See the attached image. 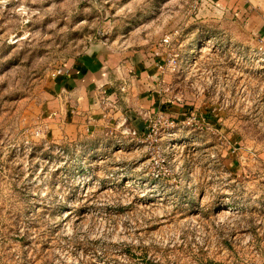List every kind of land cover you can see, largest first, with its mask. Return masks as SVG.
Listing matches in <instances>:
<instances>
[{"label": "rangeland", "instance_id": "obj_1", "mask_svg": "<svg viewBox=\"0 0 264 264\" xmlns=\"http://www.w3.org/2000/svg\"><path fill=\"white\" fill-rule=\"evenodd\" d=\"M196 1L0 0V264H264V180L227 168L264 155V72ZM101 41L164 64L157 142L43 124L52 75Z\"/></svg>", "mask_w": 264, "mask_h": 264}, {"label": "crops", "instance_id": "obj_2", "mask_svg": "<svg viewBox=\"0 0 264 264\" xmlns=\"http://www.w3.org/2000/svg\"><path fill=\"white\" fill-rule=\"evenodd\" d=\"M201 2L211 8L208 21L228 19L229 29L232 25L240 29L230 31L235 39L250 38L255 45L264 39V0ZM137 55L136 51L118 50L105 42H95L74 63L54 73L44 91L43 124L51 136L57 141L71 142L101 135L109 127L121 129L122 123L145 133L149 120L158 112L178 111L175 102L168 103L157 89L155 76L161 61H144ZM243 82L247 83L241 80L240 86ZM263 88L261 81L257 89L260 99L263 98L262 104ZM263 156L258 154L256 160H232L227 168L242 178L257 169L264 180ZM240 229L243 237L251 234L249 225H241ZM261 241L259 238L256 243ZM242 242L243 238L239 246L247 248Z\"/></svg>", "mask_w": 264, "mask_h": 264}, {"label": "built area", "instance_id": "obj_3", "mask_svg": "<svg viewBox=\"0 0 264 264\" xmlns=\"http://www.w3.org/2000/svg\"><path fill=\"white\" fill-rule=\"evenodd\" d=\"M169 38H165L163 39L164 43H169ZM251 57L252 60H254L255 63V68H258V71L264 72V39H259L258 44L252 49L251 51ZM164 64H159L158 67L161 69L163 67ZM192 120H196L199 118L192 116L191 117ZM204 121L205 125H208V122L205 121V119H201ZM175 121L174 119H169L167 117H164V114L162 113H157L154 118L149 120V123L147 125V132L144 135V140H148L151 139L152 141L157 142L158 139L161 137V128H171L175 129ZM208 121V120H207ZM186 123L188 124L189 122L186 121ZM121 129H120V133L122 135H127L129 136L131 139H135V140H139L142 141L140 134L133 128L128 127L126 125H124V123H122L121 125ZM255 231L258 233L259 236H261L262 234V227L261 228H255ZM242 244L247 245L248 247H257V245H255L253 243V237L251 234H247L243 237V242Z\"/></svg>", "mask_w": 264, "mask_h": 264}]
</instances>
